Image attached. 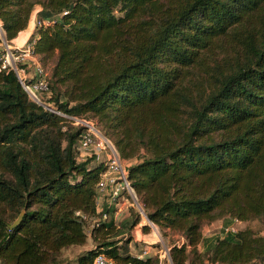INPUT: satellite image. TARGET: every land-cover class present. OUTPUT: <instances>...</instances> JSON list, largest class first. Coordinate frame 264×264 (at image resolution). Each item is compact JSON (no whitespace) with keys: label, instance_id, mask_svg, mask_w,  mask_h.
Wrapping results in <instances>:
<instances>
[{"label":"trees","instance_id":"16d2710c","mask_svg":"<svg viewBox=\"0 0 264 264\" xmlns=\"http://www.w3.org/2000/svg\"><path fill=\"white\" fill-rule=\"evenodd\" d=\"M37 8L51 22L29 40L50 73L47 105L94 122L122 160L138 161L129 180L147 217L185 238L172 263H264V0H0V45ZM82 135L0 72L2 264H91L101 253L159 264L112 241L123 232L114 217L89 234L76 215L98 216L105 171L79 160ZM231 219L240 234L201 252L203 226ZM89 238L95 249L63 258Z\"/></svg>","mask_w":264,"mask_h":264},{"label":"built area","instance_id":"2783aa9c","mask_svg":"<svg viewBox=\"0 0 264 264\" xmlns=\"http://www.w3.org/2000/svg\"><path fill=\"white\" fill-rule=\"evenodd\" d=\"M49 24H51L49 20L48 22L38 21L37 26ZM0 33L2 34L1 25ZM0 72H14L24 90L35 103L64 117L76 129L83 130V135L77 144V153L80 161L93 159L95 164L104 165L105 171L96 189L98 216L89 217L82 212L76 213L77 216H80L87 223L89 234L101 220L108 221L114 217V221H116L121 216L120 205L122 202L134 208L144 219L146 226L157 231V226L147 217L146 211L129 180V163L121 159L111 140L101 132L94 122L62 114L47 105V101L52 97L49 87L50 73L40 63L38 56L35 55L34 44L27 42L18 46L4 41L0 49ZM244 226L245 224L242 221L231 219V223L222 228V238L237 236ZM147 255H150V252L144 251L138 258L143 259ZM156 257L159 260V264H164V260H168L170 264H173L170 257V249H161L160 254ZM0 264L2 263L0 262ZM91 264L117 263L108 255L101 253L95 257Z\"/></svg>","mask_w":264,"mask_h":264},{"label":"rangeland","instance_id":"374dc122","mask_svg":"<svg viewBox=\"0 0 264 264\" xmlns=\"http://www.w3.org/2000/svg\"><path fill=\"white\" fill-rule=\"evenodd\" d=\"M23 43L24 42L18 43L17 45L21 46ZM128 163V167H130L138 163V161L134 160ZM125 208L122 211L123 215L114 221L115 226H120V229H122L123 232L120 236L113 238L112 241L119 242V245H125L126 242L129 243L128 249L132 255L140 256L144 253V251H148L150 252V255H147L146 257L157 258L156 256L160 254L161 249L167 248L171 250L174 245L181 246L185 242V238L182 234L170 230L164 231L158 227L157 231L149 228L146 232V235L148 236L145 239L143 230L145 225L144 219L134 208L130 206H125ZM136 220L140 221L137 226L134 225ZM140 224L141 226H139ZM220 224L215 223L213 226L211 224H205L202 229L203 236L214 235L215 237L222 238L223 231ZM144 240L148 243H145ZM96 247L97 244L94 242V239L89 238L85 246L66 249L63 251L62 255L64 259L75 262L81 254L89 250H93ZM86 249L89 250L84 252ZM199 250L201 252L208 250L207 243L205 241L199 246ZM260 263L264 264L262 262H256L254 264ZM164 264L170 263L168 260H164Z\"/></svg>","mask_w":264,"mask_h":264},{"label":"crops","instance_id":"0c3cea01","mask_svg":"<svg viewBox=\"0 0 264 264\" xmlns=\"http://www.w3.org/2000/svg\"><path fill=\"white\" fill-rule=\"evenodd\" d=\"M43 9L42 8H37L31 15V18H30V22H29V26L28 28L21 32L18 36V38H16L15 40L11 41L10 43L11 44H14V45H17L18 43H22L24 42L22 45H24L25 43L29 42V40L31 39V36L33 35V33L35 32L36 30V27H37V23L38 21H44V22H48V19H41L39 18L40 17V14L42 13ZM41 19V20H40ZM1 46L2 44L0 45V49H1ZM121 208L120 210L123 211L125 206H130L129 204L125 203V202H122L121 203ZM126 209V208H125ZM116 212V211H115ZM121 216L123 215V213L121 212L120 213ZM218 224L221 225V228H223L224 226L228 225L231 223V220H228V221H219L217 222ZM214 225V224H213ZM212 225V226H213ZM148 235H145L144 234V238L146 239ZM204 237V241L207 243V247H209L210 245L214 244L216 242L217 239H221V238H218V237H215L214 235L212 236H203ZM145 241V240H144ZM143 241V242H144ZM145 243H148L145 241ZM89 249H86L84 250L87 251Z\"/></svg>","mask_w":264,"mask_h":264},{"label":"water","instance_id":"95a60500","mask_svg":"<svg viewBox=\"0 0 264 264\" xmlns=\"http://www.w3.org/2000/svg\"><path fill=\"white\" fill-rule=\"evenodd\" d=\"M24 215H25V211H23L22 213H21V215H20V217L18 218V220L16 221V222H14V224L10 227L11 229H15V228H17L20 224H21V222H22V220H23V218H24Z\"/></svg>","mask_w":264,"mask_h":264},{"label":"bare ground","instance_id":"6f19581e","mask_svg":"<svg viewBox=\"0 0 264 264\" xmlns=\"http://www.w3.org/2000/svg\"><path fill=\"white\" fill-rule=\"evenodd\" d=\"M145 226V225H144Z\"/></svg>","mask_w":264,"mask_h":264}]
</instances>
